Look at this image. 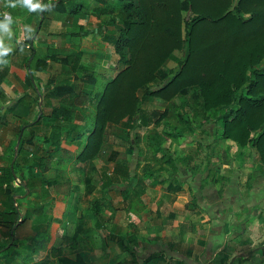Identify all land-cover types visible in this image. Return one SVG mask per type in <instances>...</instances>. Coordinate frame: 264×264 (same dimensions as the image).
<instances>
[{"label":"trees","instance_id":"1","mask_svg":"<svg viewBox=\"0 0 264 264\" xmlns=\"http://www.w3.org/2000/svg\"><path fill=\"white\" fill-rule=\"evenodd\" d=\"M44 1L46 4L39 12L22 9L21 15L28 16L25 13H29L31 17H37V30L18 42L17 48L26 49L29 55L22 57L23 63L5 69V74L0 75V86L5 75L13 71L27 86L35 88L31 73L48 70L52 62L68 66L71 73L50 74L37 92L38 104L42 98L38 117L32 123L22 125L18 135L26 127L41 123L50 126L48 133L39 142L34 141V135L23 136L13 168L15 153L9 158L8 165L0 168V197L3 200L0 233L9 238L7 242L0 240V251L4 252L6 264L13 263L24 251L17 240V227L31 215L36 216V228L46 220L43 217L46 204L29 202L25 205L15 196L22 193L21 189H25V193L29 190L28 195H31L40 187L49 195V188L59 187L60 182L69 184L72 181L68 176L69 166L74 180L72 189L78 180V183L83 180L85 185H90L91 174L96 169L94 160L108 143L110 128L117 129L114 137L120 140L116 141L118 144L125 143L139 151L141 140L146 137L147 152H152V159L145 160L143 166L136 167L137 173L132 174L129 162L119 160L118 152L113 151V171L111 174L103 171V192L117 182L123 183L126 186L123 198L128 200L133 180H136L134 193L137 195L143 193L147 183H164L168 191H182L184 181L176 180V173L189 169L195 175L209 168L202 187L207 184L219 186L221 197L231 176L218 174V168L239 159L244 166L250 158L253 170L247 189H251V180L257 175L254 168L264 171V0H93L94 6L91 0ZM54 14L68 20L87 14V17L99 20L96 28L91 30L86 31L81 26L80 34L98 33L114 47L118 59L111 75H107L104 68L96 73L93 63L84 62V51L79 47L59 49L48 40L46 52L37 54V33ZM3 15L0 10V16ZM175 52H181V57ZM170 60L177 62L176 67L166 68ZM97 77L106 79L103 85ZM3 95L0 90L1 98ZM20 99L18 102H25L24 98ZM94 99L93 119L88 124L79 122L76 117L80 114L86 119L87 107ZM154 100L164 102V109L144 107ZM4 118L1 114L0 120ZM207 124L214 127L215 141L220 139L227 145L221 153L213 149L215 141L209 142L207 147L214 153L206 155V163L204 160L197 162V165L205 163L198 169L197 165L190 164L194 159L192 153L177 154L178 149L173 150L166 139L188 136L186 140L190 141L189 135L196 134ZM162 125L166 128L160 134L157 128ZM200 133L205 135L206 131ZM204 139L198 143L203 145L200 142ZM232 145L236 146L235 150ZM214 154L218 158L222 155V158L213 164ZM57 158L59 162L54 163ZM143 160L139 154V164ZM154 162L158 163L157 168L151 167ZM16 166L21 173H14ZM140 169L143 174H139ZM52 170L57 174L48 178L46 174ZM17 179L21 180L19 185H16ZM92 211L97 225L106 230L107 239L117 241L121 252L131 255L133 264H140L128 236L118 234L114 226L105 223L99 200L93 202ZM79 233V229H75L72 236L62 234L49 253L38 254L31 264H92L85 240L80 239ZM40 234L38 231L31 237V243L26 247L29 252H24L22 264L44 248L46 243L39 240ZM131 235L134 239V234ZM47 238L46 231L45 240ZM164 258V254L157 253L141 264H159ZM113 264L130 263L123 259ZM167 264L186 263L169 260Z\"/></svg>","mask_w":264,"mask_h":264},{"label":"rangeland","instance_id":"2","mask_svg":"<svg viewBox=\"0 0 264 264\" xmlns=\"http://www.w3.org/2000/svg\"><path fill=\"white\" fill-rule=\"evenodd\" d=\"M50 1V0H48ZM40 4L42 6H45V1L44 0H39ZM91 5L94 6L95 2L93 0H91ZM20 8V9H18ZM43 8V7H42ZM22 9L25 8H21L20 6H17L16 8H12V7H8L6 6V0H0V10L2 14H9L12 19H13V23L12 25L9 26L10 31L7 32H2L4 37H7L8 39L10 38L11 41H14V43L16 45H14V47L12 48V50H10L9 52H6V56H0L3 57V64L6 65L7 67L16 65V64H20V61L22 60V54L21 53H25V55H29V52H27V50L25 51L24 49L19 50L17 48L18 42L22 40V38H28L31 34H33L34 32H36V27H37V17L35 16H30L31 14L29 13H25L28 14V16H24L21 15L22 14ZM41 8L36 9L35 11H40ZM18 14V16H16L15 14ZM51 15V14H50ZM0 20H3V17L0 16ZM99 20L96 19L95 17H87V14H85L84 16L78 17V18H74L71 20L66 19L63 16H59L54 14L53 17L51 18V20H49L48 24L43 27L41 29V32L39 31L37 33L38 38L36 39V44L35 47L37 48V54L38 55H43L46 52V45H47V41L50 40L52 43H54L59 49H64L67 50L69 48H73V47H79L82 49V51H84V55H83V59L85 63H93L96 66L95 72L98 73L100 72V70H102V68H104L106 70V74L107 75H111V72L114 70V67L116 66V58L117 55L114 52V47L108 43H106L102 37L98 34V33H88L87 35H82L80 34V27L83 26L86 31L91 30L93 28H96V26L98 25ZM84 29V30H85ZM10 41V42H11ZM4 49V48H3ZM177 57H181L182 53L181 52H175ZM173 62H171V66H176L177 62L172 60ZM55 66H59V67H64L65 70H67L68 68L66 66H64L63 64L60 63H53V65L51 66L53 70H55ZM101 66V67H100ZM32 67H34V65L32 64ZM100 68V70H99ZM167 68V66H166ZM5 71V70H4ZM51 71V70H50ZM8 75L10 76V78L14 81L13 79V73L12 75L8 72ZM15 77V76H14ZM37 75H35V81L37 82ZM98 82L103 83L106 81V79L97 77ZM13 82L9 83V87H11ZM14 83H16L14 81ZM40 83V82H38ZM12 88V87H11ZM101 91V88L99 89ZM17 99H20V95L15 93ZM42 98L40 99L39 102H41ZM16 99H13L11 101L8 102V104L1 108V114H3V109H5L6 107L9 108L10 105H12L14 102H16ZM95 99H94V103L92 101V103L90 102V104L88 105L87 109H88V114L85 120V123L88 124L89 122H91V120L93 119V114L95 112ZM4 102V101H1ZM148 107H160V106H164V102L162 101H158V100H154L151 101L147 104L144 105V107L147 108ZM149 109V108H148ZM36 116H33V119ZM80 118V116H78ZM45 127L49 129V125L47 123H45ZM166 127L164 125H162L161 127L157 128V130L163 131ZM199 128V127H198ZM203 128V129H202ZM214 127L212 126V124H207V125H203V127H200V129H198L194 134V135H189V140H186L188 138L187 137H180L177 139H166L165 136L163 135V137L168 140V144L172 146V149H178L177 154L180 155V152H190L193 154L194 159L192 161H190V164L192 165H197L196 163H200V161L204 160L206 155L208 153L211 152V154H213V150H211L208 144L209 142H214L215 141V136H214ZM118 129L120 131H122L121 127H118ZM202 131H206L205 135L203 133H200ZM117 132V129L115 128H110L109 130V141L108 143H106L102 153L100 154V156L97 158L96 162L97 165L101 168V170H107V171H112L113 170V165H114V159L112 158V152L113 151H117L119 153V160H127L129 162V165L131 166V170H132V174H134L136 171V167H140L144 165L145 160H150L152 159V152H147L148 147H147V140L146 137H143V139L141 140V151L138 150V148L134 147V148H130L128 147V145L122 144H118L116 141H120L118 139H115L114 137V133ZM164 132V131H163ZM4 133V132H3ZM2 133V134H3ZM25 134H27V131H25ZM160 134H162V132H160ZM203 134V135H202ZM141 136L142 133H141ZM203 138L205 141H201L200 143H202L203 145L198 143V140H202ZM176 140V141H175ZM173 141H175L174 143H172ZM5 142H7L6 140H3V142H0V154L3 155V159H5L6 155H10L12 156L13 153L16 154L17 150L15 147L16 144V139H14L13 142H11L10 147L7 148V146L5 145ZM228 143L231 141H227ZM165 142V144H167ZM217 144V145H216ZM226 145L225 143H222V141L219 139L218 141H215L213 149L217 150V152H221L224 153L225 149H226ZM233 150L236 149V146H233ZM72 150H75L76 147L72 146L71 147ZM156 149V147H155ZM1 150L3 151V153H1ZM231 152V151H230ZM139 154L143 157V163L139 164L138 162V158H139ZM221 155V154H220ZM1 156V155H0ZM160 156V154L158 155ZM212 159L211 162L214 163H218L219 160H221L222 155L219 156L220 158H218V156L215 154L212 155ZM64 159H66V156H63ZM17 158V157H16ZM14 160V159H13ZM59 162V159H56L57 163ZM204 162L206 163V160H204ZM156 165H158L157 162H154ZM204 163V164H205ZM252 160L247 159V163L246 165L242 166V163L240 162V159L236 162H234V164H223L220 168H218V174H224V175H230L231 176V180L229 182H227L224 186L225 190H227V192L229 193L231 191V193L233 192L232 189H237L241 192V199L237 202L236 200H233L232 203L236 206H228L227 204H225V201L223 200V196L220 197V195L218 194V189L219 186L214 185L213 184V188L210 190V192H205V188H201V180L207 176L208 172L210 171V169L208 168L206 172L203 173H197L196 175H194L193 180L194 182H191V184H188V182L186 181V179L191 178L192 172H190V170L188 169V172H184L183 170H181L182 172L176 173L175 175H177L180 180L184 181L183 182V187L184 189L180 192H178L175 196L176 199L178 198V196L181 197V200L185 201L189 199L191 200L194 196L197 195V200L193 199V201H191L190 203H188L186 205V209H189V211L191 210L193 213H191L190 215L193 214V219H190L187 224L189 226V228L187 227H181L183 223H180V225L177 228L173 227V221L175 218H169L168 215L170 212H173L172 210V206H173V199L172 197L174 196L172 195H163V193L168 192L167 191V186L166 184H160L162 186V189L157 191L154 190L150 193V201L149 204L154 207L152 212H155V208L158 206V211L161 216L158 218H154L152 219V213L150 214H143L141 215V219L139 220V212L137 211L138 209H135L138 213H130L125 211L124 209L126 208V203H119L118 205L116 204L115 201H113V199L117 196H120L119 192L113 191L110 196L107 198V194H105L106 198H104L102 196V202H100V208L101 210V214L104 217L105 223L109 226L111 225H117V222H122L126 224H130L131 228H133V221H136L137 223H140V229H143V233L147 234V236L150 234L151 231H153L152 229L155 228L157 230V226L160 228V232L161 233H166V235H170L174 238V234H175V230L176 229H182V231L184 232H189V233H193L192 234V239L193 241H182V242H177L175 246H172V251L170 252L169 246L166 245V243H162L161 241H155V242H151L150 246H146L141 252H139L138 254L140 255L141 258L145 257L146 254H148V250L150 248H152L153 246L159 247V248H154L155 249H162V251L166 252L168 251L170 255H172V257L174 259H176V257H181V258H186L187 256L191 259H187L188 262H190V264H206L207 260L209 259V254L210 251L213 250V240H212V236H215L218 240L219 239H224L222 245H224L225 240L228 241V245H226V247L220 251V253L218 252L216 257L212 258L211 261L209 262V264L213 261L212 264H227L230 262L229 259V253L231 251L234 250V247H238V246H243L250 248V246H252L254 244L253 239H257V243L256 245H254L253 248H256V250L253 251H248L244 249H242L239 252V255L235 258L232 259L231 262L229 264H237L236 260L240 259L242 256H245V258H249L253 259L257 256V254H260V257H264V251H261L260 249H264V248H260L259 246L262 245L264 246V231H259L258 229H256L257 234L255 235H251L249 234L251 232V230L253 229L251 227L252 224V220L255 217V215H253L252 212H254L253 210H250L249 207H243V206H248V204L251 206V203H249L251 201V198H254L257 194H262L260 191H264V171L259 168H254L255 173H257V175L255 176V178H253L251 180V184L252 187L251 189H247V184H248V179H249V174L250 172L253 170V168H251V164H252ZM204 164L201 165H197V167H199L198 169H201L202 166ZM256 164V163H255ZM71 165V164H70ZM72 167H74L72 165ZM229 168H231L232 170H230ZM14 173H21V170L18 166H16L14 168ZM57 172L56 171H51L50 173L47 174L48 177H53L54 175H56ZM139 174H143L142 173V169L139 170ZM97 177V187H99V191L100 190V185L102 183V180H100V174L96 175ZM204 180V179H203ZM82 181V180H81ZM16 185L21 182L20 179L16 180ZM135 180H133V185H130L131 187H133L132 191L135 189H137V186L134 185ZM225 183V182H223ZM19 185V184H18ZM159 186V185H158ZM200 186V187H199ZM130 187V188H131ZM67 185H63L61 187H57L54 189H50V195L53 194V196L56 199H61L63 197V193L66 192L67 189ZM78 189L77 187V183L75 184L73 190L76 191ZM190 189V191H189ZM194 189V190H193ZM225 190L223 195L225 194ZM21 192L24 191L23 189L20 190ZM80 194L83 196V198L81 199L80 197H78L79 203H78V207L80 208V206L82 207V209L84 208V204H86L87 201V194L85 193L86 189H84V186H82V189L79 190ZM38 192L40 194H45V192L42 190V187H40L38 189ZM191 192V193H190ZM193 192V193H192ZM28 193V192H27ZM26 193V195H27ZM84 193V195H83ZM132 193V192H130ZM227 193V194H228ZM71 194H68L66 200H67V212L65 214V217L63 219V227L60 228L59 223L57 220H55V223H51L52 227L49 228V232H51L52 238L55 239V237L58 234L61 233H66L67 235H70L71 233L74 232V228H75V222L71 219L68 218L66 219V217L73 215L74 214V206L76 203V196L75 193H73L74 197H70ZM101 195H104L103 192ZM100 194H97L96 197L101 198ZM143 193H139V201H138V196L137 195H133L130 197L131 199V206H135L138 205L140 203V205H143V200H142V196ZM25 195H23L24 197ZM162 196L164 198L163 203L161 205H159V203L157 204L154 200L158 197ZM95 197V196H93ZM92 197V198H93ZM1 198V197H0ZM175 198V197H173ZM250 198V199H249ZM144 199V198H143ZM175 199V200H176ZM249 199V200H248ZM1 200V199H0ZM246 200H248V202H246ZM19 201H22V198H20L19 196ZM145 201V200H144ZM30 202H37V198H35L34 196H32L30 198ZM240 203V204H239ZM83 204V205H82ZM148 204V205H149ZM124 205V206H123ZM1 206V205H0ZM150 206V207H151ZM201 206V207H200ZM225 207V208H224ZM119 208V209H117ZM136 208V207H134ZM216 209L217 212V216L218 219L221 220L224 224V230L221 233H224L225 236H219L217 235L215 232H213L214 230L211 229V221L212 219L209 218L208 216H206L208 214V209L212 210ZM227 208V209H226ZM175 212L177 213V207L174 208ZM244 210V213H243ZM183 211V210H182ZM182 211L180 210V213H182ZM256 211V209H255ZM245 213H247V216L240 221L242 215H244ZM158 214V215H160ZM126 215V216H125ZM210 215V214H208ZM129 216V217H127ZM203 216H206L204 218H202ZM245 216V215H244ZM123 218V221H122ZM49 218H47L48 220ZM77 219H79V217H76V221ZM149 219V220H148ZM148 220V223H147ZM257 221V219H254ZM259 220V218H258ZM68 223H66V222ZM187 221V219L185 220V222ZM46 220L44 221V224L42 226H40L39 228H36L37 225V221L36 220H31L28 219L25 223H23L20 228L18 229L16 235L18 238V242L19 244L22 246L23 244H29L31 242V236L35 235V232L38 230L39 233L41 232V230L43 228L46 227ZM132 222V223H131ZM184 222V223H185ZM145 223H147L148 226L145 225ZM229 223V225H228ZM245 224V229L242 228L244 227L243 225ZM127 226V225H125ZM124 226V228H125ZM239 226V229H238ZM197 227L199 229H197ZM145 228H148L146 230H144ZM229 228V229H228ZM246 228L249 229V233L245 232ZM244 229V230H243ZM102 235L100 236V238L102 239L103 237V233L105 234L106 231L103 229L102 231ZM48 233V232H47ZM252 233V232H251ZM146 236V237H147ZM41 239L46 237V234H40ZM81 237L83 239H85V242L87 240V238L89 239L88 235H81ZM145 237V239H147ZM223 237V238H222ZM57 238V237H56ZM91 238H94V236L92 235ZM105 238V236H104ZM103 238V242L105 244V240ZM0 240H2L3 242L6 240L7 238L4 239L3 237H0ZM56 240V239H55ZM54 240V241H55ZM207 241V244L205 246L204 243L202 244V241ZM149 241V240H148ZM199 241V242H198ZM256 241V240H255ZM184 242V243H183ZM146 243V242H144ZM196 243V244H195ZM201 243V244H200ZM206 243V242H205ZM107 244H109V241L107 240ZM93 246L90 244H88V246ZM113 245H117L115 242L113 243ZM197 245V246H196ZM171 247V246H170ZM194 247H197L199 249V251L197 253H194ZM24 253V252H23ZM226 253V254H225ZM44 254V253H43ZM225 254V255H224ZM235 254V253H234ZM233 254V255H234ZM123 256V254H121L119 257L121 258ZM108 258L110 257L107 256ZM195 260V261H194ZM30 260H27V262H29ZM14 262V261H12ZM164 264V263H161ZM250 264V262H249Z\"/></svg>","mask_w":264,"mask_h":264},{"label":"crops","instance_id":"3","mask_svg":"<svg viewBox=\"0 0 264 264\" xmlns=\"http://www.w3.org/2000/svg\"><path fill=\"white\" fill-rule=\"evenodd\" d=\"M1 35H3L2 32H0V48L8 49L9 51L12 50L14 45H16L14 43V41H11L10 38L8 39L7 37L1 36ZM9 51H7V52H9ZM21 54H22L23 57L27 56V54L25 55L24 52L21 53ZM116 59H118V55H117ZM2 60H3V57H0V75L5 74L4 70L7 68V66L3 64L4 60L3 61ZM22 60L20 62H22ZM171 62H173V61L170 60L167 63V67L168 68L176 67L174 65L171 66L170 65ZM52 65H53V62L50 63V66H49L48 70H46V71H41L40 72V71H35L34 70L33 74L31 73V69L29 68V72L31 73L32 77H34L33 83L35 85V88L31 87L30 85L27 86L25 84V82L21 81V79H19L13 73V71H9V73L11 75L13 73V75L15 76V77L13 76V79H14V81L16 83H14V81L10 78V76L8 74L5 75L4 81L2 82V84L0 86V90L4 94L3 98H1V96H0V109L5 107L8 104L9 101H11L13 99L17 100L16 102H14L11 105L12 106L11 108H7L6 107L5 109H3V114L2 115H5V118L3 120H0V142L1 141L3 142V140H6L7 142H5V145L7 146V148L10 147L11 142H13L14 139H16L15 147H17L16 150L18 151V147L20 145V143L18 145V139H19V135L21 133H22V137L23 136L30 137V136L34 135V137H35L34 141H36V142H39V140H41L48 133L49 129L45 127V123H41V124H37L35 126L26 127V129L24 131H27V134H25V132L22 130V132L18 135V132H19L20 127L22 125L30 124L38 117V115H39V107H41L42 104H40V102H39V104L36 102V99H37V96H38L37 92L39 91V89H42V85L47 81V79L49 78L50 74L51 73L70 74L71 73L70 68H68V66H66V65H64V66H66L68 68L67 70H65V68L62 67V66L61 67L55 66V70H53L52 67H51ZM99 70H100V68H99ZM35 75H37V77H38L37 82L35 81ZM10 82H13L12 85H11L12 88L8 86ZM38 82H40V83H38ZM15 93L19 94L21 96L20 98H24L25 102H18L19 99H17ZM1 101H4V102H1ZM147 108L163 110L164 106H160V107H148L147 106ZM47 110H49V109L47 108ZM87 114H88V111H87ZM0 116H1V114H0ZM33 116H36V117L33 119ZM78 116H80V118ZM78 116L76 117V119L79 122L80 121L81 122H85L86 119L83 116H81L80 114H78ZM152 127H151V129H152ZM160 132H162V131H160ZM71 147L72 146H67L68 149L72 150ZM1 153H3L2 150H1ZM0 155H1L0 156V168L1 167H6L8 165L9 158L11 156L10 155H6L5 156L6 158L3 159L4 158L3 155L2 154H0ZM16 157H17V152L15 154L14 160L12 161V168H13V164H14V161H15ZM118 158H119V155H118ZM96 160H97V158L94 160L96 169L91 174V177H92L91 178V184L90 185H87V184L85 185L83 180L80 181V183H78L79 182V180H78L77 183L79 185V188L76 191H74L72 189V187L74 185V180L72 179V174L73 173H71L72 170H71V167L69 166L70 169L68 171V176L71 177L72 181L69 184H67L65 182H60L59 183V187H61L63 185L64 186L67 185V187H68L66 189V192L63 193L64 195H63V197L60 200L56 199L53 196V194L50 195V188L48 189L49 195L40 194L38 191L32 193L31 195H28L29 190L27 191L28 193L26 192L27 193V195H26L25 189H24V191H22L21 194H18V195L15 196V198H18V199H19V196L22 199L25 198L26 200H22L21 201L25 205L30 202V198L32 196L37 198V202L35 204H38V203L46 204V214L43 216L46 219V222H45L46 223V227L43 228L41 231H42V234H44V233L46 234V231H47L48 235H49V238H47V240H45L46 237L41 239V237H39V235H38L39 240L45 241L46 244H45L43 249L37 250V252L35 253V257H31L30 259H28L30 261L29 262L26 261L25 264L34 263L37 260V258L39 257L38 254H43V253L47 254V253H49L50 250L53 247V244L56 242L55 239H58V241H60V238L62 237V234H64V233L58 234L56 236L57 238L55 237V239H53L52 235H51V232H49L48 230H49L50 227H52L51 223L52 222L55 223L54 222L55 220L58 221L60 228L63 227L64 223L62 221H63V219L65 217V214L67 212V209H68L66 198H67L68 194H71L70 197L73 198L74 197L73 193H75V196H76L75 197L76 198V203H75V206H74V209H73L74 210V214L66 217V219L71 218L75 222L74 231H75V229H79V232H80L79 233V237H80V239H83L81 237V235H84V236L88 235L89 236V239L87 238V240L85 242V246H86L85 248L89 252L88 253L89 259H91L92 264H113V263L120 262L123 259L127 260L130 264H133L132 263L133 262V258L131 257V255L126 254L124 252H121V249L118 246L117 241H115V240L109 241L107 239V232L105 234L103 233L102 239L100 238V236L102 235L101 231L104 228L101 225H99V226L97 225V219H96V217H95V215L93 214V211H92L93 202L96 201V200H99L100 202H102V196L104 198H106V196H107V198H108L113 191L117 190L119 192L120 196L115 197L113 199V201H115L117 205L119 203H121V204L122 203H126V208L124 209L125 211L130 212V213L133 212L135 214L139 212L138 213L139 214V216H138L139 220L141 219V215H143V214H147L148 215L150 213H152V219H154V218L156 219V218L161 216V214L159 212H157L158 211V206L155 208L156 209L155 212H152L154 207H152L150 205L151 203L149 204L148 201H150V199H151L150 193L152 191H154V190H157V191L161 190L163 185L161 186L160 184H164V183H147L146 184V188L143 191V195L141 196L142 200H143V205L142 204L140 205V203H139L138 205H135L134 207H136V208H134L130 204L131 203L130 197L133 196V195L135 196L137 194H135L134 193L135 190H133V191H131L132 193H130L128 195L129 196L128 200H124L123 191L126 189V186H124L123 183L120 184V183L117 182V184H115L112 187H110L109 190L103 192V189H102L103 182H102L101 185H100V190L101 191H99V187H97V177H96V175L100 174V180H102L104 169L101 170V168L97 165ZM158 166L159 165H156L155 163L151 164L152 168H157ZM113 167H114V165H113ZM52 171H55V170H52ZM112 171L109 170L108 173L111 174ZM50 172H48V173H50ZM180 172H182V171H180ZM47 174H46V176H47ZM54 176H56V175H54ZM164 176L167 177L168 176L167 173H164ZM193 177H194V175L192 174L191 178L186 179L188 184H191V182H194V181H192ZM206 177L207 176H205L203 179H206ZM48 178H50V177H48ZM175 178H176V180L182 181V180H180V178L177 175H175ZM203 179L200 182L201 188H202V182H204ZM179 181H176V182H179ZM135 182H136V180H135ZM82 186H84V189H86L85 193L87 194V198H88L87 201H86V204H84L85 206H84L83 209H82L81 206H80V208L78 207V203H79V200H80L78 197H80L81 199L83 198V196L80 194V191H79V190L82 189ZM203 188L206 189L205 192H210V190L213 188V184H207ZM232 190H233L232 193H231V191L228 193L227 190H225V194L223 195V200L225 201V204H227L229 207L230 206H233V207L236 206V205H234L232 203V201L236 200L238 202L241 199V197H242L241 192L239 190H237V189H235V190L232 189ZM189 191H190V189H189ZM102 192H103L104 195H101ZM178 192H180V191H176V192L168 191V192L163 193V195H162V196H164V195H167V194L168 195H172L173 194L174 195L173 197H175V198L172 197V199L174 201L173 202V206H172L173 207L172 208L173 212H170L168 217L171 218V219L175 218L174 221H173V227L174 228H177L180 225V223H183L181 227L185 226V227L189 228L187 222L190 219H193V214L190 215L193 212L191 210L189 211V209H186V205L188 203H190L191 201H193L194 198L197 200V195L194 196L191 200L189 199V201L188 200L183 201V200H181L180 196H178V198L176 199L175 195ZM260 192L262 194H257L256 193V196L254 198H251V201L249 202V203H251V206L249 204H248V206H243V207H249L250 210L254 211V212H252L253 215H255V217L252 220V224H251V227L253 228L251 230L252 233L251 232L249 233V229H247V228H246V231H245V232H248L251 235L257 234L256 229H258V232L259 231H264V191H260ZM97 194H100L101 198L96 197ZM105 194H107V195L105 196ZM23 195H25V196L23 197ZM83 195H84V193H83ZM93 196H95V197H93ZM137 196H138V201H139V195H137ZM162 196H160L159 198L157 197L154 200L157 204L159 203V205H161L163 203L164 198ZM164 197H166V196H164ZM0 199H1L0 200V204H2V201H3L2 197ZM248 200H246V202H248ZM175 207H177V210H178L177 213L174 210ZM117 209H119V208H117ZM135 209H138L137 210L138 212ZM255 209H256V211H255ZM180 210L181 211L183 210L182 213H180ZM243 213H244V210H243ZM158 214H160V215H158ZM208 214H210V215H208ZM208 214L206 216H208L209 218L212 219V221L210 223L211 229H213L214 230L213 232H215L217 235H219L220 232H223L225 224L221 220L218 219L216 209L215 210H213V208H212V210L208 209ZM244 215H242L240 221L243 220L247 216V213H245ZM77 216L79 217V219H77V221H76V217ZM206 216H203L202 218H204ZM127 217H129V216H127ZM35 218H36L35 215H31V217L29 219L35 220ZM47 218H49V219L47 220ZM258 218H259V220H258ZM186 219H187V221L185 222ZM254 219H257V221L254 220ZM148 220H147V223H148ZM122 221H123V218H122ZM66 223H68V222H66ZM147 223H145L146 226H148ZM132 224H133V228H131L130 224H126V223H125V225H127V226H125L124 223H122V222H117V225L113 224L112 226H114L117 229L118 234L122 233V234H126L128 236V238L130 240L129 245H131L132 249L135 251L138 263L141 264L149 256H152L154 254L159 253V254H164V256H165L164 259L160 260L159 264H161V263L167 264L169 260H172L173 262H175L176 260H181V261H184L186 264H190V262H188V260H187V259H191L190 256L189 257L187 256V259L186 258H181V257H176V259H174L172 257V255L169 254V252H168L169 250L167 252H166V250L162 251V249H155L154 250V248H159V247H156V246H153L152 248H150L148 250V254H146L145 257H143V258H141L138 253L141 252L146 246H150L151 242H155L157 240L161 241L162 243H166V245L169 246V249H170V252H171L172 251V246H175L177 242H179V241L180 242H182V241H184V242L185 241H193V239H192V234L193 233H189L191 231L184 232V231H182V229H176L175 230V234H174V238H173L171 236L172 234H170V235L167 234L166 235V233H161L160 232V228L157 226V230L155 228H153L152 229L153 231H151L150 234L147 236V234L143 233V229H140V226H141L140 223H137L136 221H133ZM228 225H229V223H228ZM20 226L17 227L15 233H17V231L20 228ZM124 226H125V228H124ZM243 226L244 227H242V228L245 229V224ZM38 228H39V226H38ZM146 229H148V228H145L144 230H146ZM197 229H199V228L197 227ZM238 229H239V226H238ZM73 233H71L70 236H72ZM35 234L36 235L38 234V230L35 232ZM131 234H134V239L132 238L133 236ZM92 235L94 236V238H91ZM135 235H136V237H135ZM32 236H34V235H32ZM104 236H105V238H104ZM219 236L220 237L221 236H225V234L221 233ZM0 237H3L4 239L7 238V241L9 240L8 236H5V235H3L1 233H0ZM145 237L147 239H145ZM103 238L105 240V244L103 242ZM17 240H18V238H17ZM107 240L109 241V244H107ZM212 240H213V244H214L213 245V250L210 251V254L208 255L209 259L207 260L206 264H209L211 259L216 257L217 253L218 252L220 253V251L223 250L226 247V245L229 244L228 241L225 240L224 245H222L224 239H219L218 240L215 236H212ZM255 240L253 239L254 244L252 246H250V248H248V247L244 248L243 246H238V247L235 246L234 250L229 253L228 261L230 260V262H231L232 259H235L239 255V252L242 249H244L245 252H246V250H248V251L256 250V248H253L254 245H256V243H257V239H255ZM89 242L93 246H90V245L88 246ZM114 242L117 245H113ZM144 242H146V243H144ZM202 242H204V245H202V246H205L207 244V241H205V240L202 241ZM30 243L29 244H23L22 243V246L20 245L23 248V250H24L23 252H29V250L26 249V247L29 246ZM260 248H264V246L260 245L259 249ZM260 250L264 251V249L263 250L260 249ZM198 251H199V249L197 247H194V253H197ZM23 252L20 255H18L16 257V259L14 260V262L11 263V264H22L23 255H24ZM121 254H123V256L120 258L119 256ZM109 255H110V257L108 258L107 256H109ZM260 256H261L260 254H257V256L255 258L250 259V260H248L249 258L247 259V258H245V256H242L240 259L236 260V263L237 264H249V262H250V264H264V257H260ZM212 263H213V261L210 264H212ZM229 263H227V264H229ZM0 264H6V259L4 257V252H1V251H0Z\"/></svg>","mask_w":264,"mask_h":264},{"label":"clouds","instance_id":"4","mask_svg":"<svg viewBox=\"0 0 264 264\" xmlns=\"http://www.w3.org/2000/svg\"><path fill=\"white\" fill-rule=\"evenodd\" d=\"M6 6L12 8L20 6L21 8L27 9L29 12H34L36 9L43 7L39 0H6ZM12 23V17L5 13L3 15V20H0V32L10 31L9 26L12 25ZM7 51L9 50L0 48V56L4 55Z\"/></svg>","mask_w":264,"mask_h":264},{"label":"water","instance_id":"5","mask_svg":"<svg viewBox=\"0 0 264 264\" xmlns=\"http://www.w3.org/2000/svg\"><path fill=\"white\" fill-rule=\"evenodd\" d=\"M40 104H42V100H41ZM11 107H12V106L10 105V106H9V108H11ZM21 139H22V133L19 135V139H18V145H19V143H20Z\"/></svg>","mask_w":264,"mask_h":264},{"label":"built area","instance_id":"6","mask_svg":"<svg viewBox=\"0 0 264 264\" xmlns=\"http://www.w3.org/2000/svg\"><path fill=\"white\" fill-rule=\"evenodd\" d=\"M18 180V179H17Z\"/></svg>","mask_w":264,"mask_h":264}]
</instances>
